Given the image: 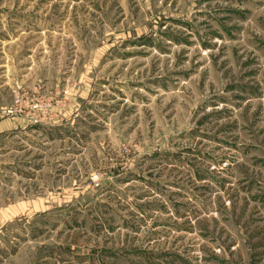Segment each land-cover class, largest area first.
Here are the masks:
<instances>
[{"label":"rangeland","instance_id":"374dc122","mask_svg":"<svg viewBox=\"0 0 264 264\" xmlns=\"http://www.w3.org/2000/svg\"><path fill=\"white\" fill-rule=\"evenodd\" d=\"M0 264H264V0H0Z\"/></svg>","mask_w":264,"mask_h":264},{"label":"crops","instance_id":"0c3cea01","mask_svg":"<svg viewBox=\"0 0 264 264\" xmlns=\"http://www.w3.org/2000/svg\"><path fill=\"white\" fill-rule=\"evenodd\" d=\"M13 127L14 126L12 125L10 119L0 118V137L2 133L11 130Z\"/></svg>","mask_w":264,"mask_h":264}]
</instances>
